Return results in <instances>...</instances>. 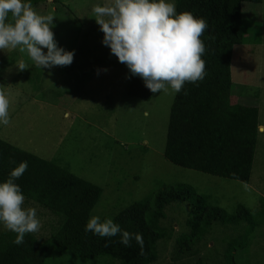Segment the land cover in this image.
<instances>
[{
	"label": "rangeland",
	"instance_id": "374dc122",
	"mask_svg": "<svg viewBox=\"0 0 264 264\" xmlns=\"http://www.w3.org/2000/svg\"><path fill=\"white\" fill-rule=\"evenodd\" d=\"M107 2L47 0L31 6L38 14L53 16L54 39L58 46L74 50V56L70 65L37 70L26 53L18 49L0 50V94L9 100V123L0 125V137L69 167L75 174L103 187L92 211L100 219L153 195L164 185L182 182L210 195L213 202L229 211L238 201L258 205L264 196V27L258 23L259 18L264 22V2L261 5L245 2L243 7L245 18L246 12H251L258 19L261 43L236 45L231 60L232 99L258 106L262 123L249 183L181 167L165 158L175 93L170 89L158 91L148 100L127 93L132 75L101 43L103 33L91 17L94 5ZM8 18L11 22V17ZM251 31L255 39L258 28ZM18 62L28 68L19 70L15 64ZM27 207L36 211L38 231L48 235L49 221L54 217L31 203ZM248 226L245 220L238 224L215 222L189 252L174 256L171 240L163 239L158 242L159 259L152 264H195L200 260L218 263L229 249V241L245 233ZM249 237L250 245L231 256L237 264H264V222ZM95 260L50 258L48 264H91L87 261Z\"/></svg>",
	"mask_w": 264,
	"mask_h": 264
},
{
	"label": "trees",
	"instance_id": "16d2710c",
	"mask_svg": "<svg viewBox=\"0 0 264 264\" xmlns=\"http://www.w3.org/2000/svg\"><path fill=\"white\" fill-rule=\"evenodd\" d=\"M28 2L35 6L47 0ZM245 2L260 5L262 0H174L177 12H191L207 25L200 36L205 47V75L195 83L185 82L181 91L175 93L164 156L181 167L249 183L262 123L258 106L232 99L231 60L236 45L261 43L262 26L253 13L246 12L247 18L244 17ZM253 28H258L255 39L250 35ZM127 93L146 100L153 95L139 76H131ZM22 161L27 162V168L15 182L23 192V206L30 208L27 204L31 203L45 209L54 220L49 221L48 235L41 231L27 233L19 245L12 242L15 233L0 227V264H48L50 258L99 261H87L91 264H114L112 259L118 260V264H152L159 259L158 242L163 239L171 240V256L186 254L203 240L215 222L238 224L245 220L248 230L229 241L222 261L195 263L237 264L232 253L244 251L250 245V233L264 222V196L258 205L238 201L229 211L188 183L169 184L116 214L101 218H111L122 229L142 235L143 251L135 241L125 247L118 236L99 237L84 231L103 187L69 167L0 137V181ZM174 226L177 228L173 234ZM68 253L74 256H66Z\"/></svg>",
	"mask_w": 264,
	"mask_h": 264
},
{
	"label": "clouds",
	"instance_id": "9594fccd",
	"mask_svg": "<svg viewBox=\"0 0 264 264\" xmlns=\"http://www.w3.org/2000/svg\"><path fill=\"white\" fill-rule=\"evenodd\" d=\"M91 12L103 33L101 43L151 93L169 89L178 93L185 82L204 78L205 47L200 36L207 25L191 12H177L174 0H108L94 5ZM9 16L11 22H6ZM52 24L53 16L38 14L28 0H0V50L18 49L41 69L70 65L74 50L58 46ZM15 64L19 70L28 68L23 62ZM8 109L9 100L0 94V125L9 123ZM26 168L27 162L22 161L0 181V227L16 234L12 242L17 245L25 234L39 229L35 209L23 206L24 195L15 182ZM84 231L99 237L118 236L125 247L135 241L143 251L142 235L122 229L111 218L92 215Z\"/></svg>",
	"mask_w": 264,
	"mask_h": 264
},
{
	"label": "crops",
	"instance_id": "0c3cea01",
	"mask_svg": "<svg viewBox=\"0 0 264 264\" xmlns=\"http://www.w3.org/2000/svg\"><path fill=\"white\" fill-rule=\"evenodd\" d=\"M263 2H264V0H263ZM262 20V28L264 27V22H263V19H261ZM11 128H13L12 126H11ZM12 131H13V129H12ZM11 131V132H12ZM10 142V141H9ZM14 144V143H13Z\"/></svg>",
	"mask_w": 264,
	"mask_h": 264
}]
</instances>
